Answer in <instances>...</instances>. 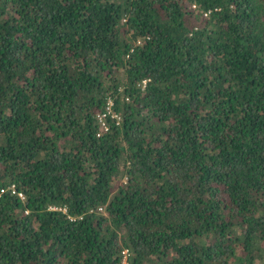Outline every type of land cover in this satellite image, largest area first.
Listing matches in <instances>:
<instances>
[{
    "label": "trees",
    "instance_id": "trees-1",
    "mask_svg": "<svg viewBox=\"0 0 264 264\" xmlns=\"http://www.w3.org/2000/svg\"><path fill=\"white\" fill-rule=\"evenodd\" d=\"M2 189L0 264H264V0H0Z\"/></svg>",
    "mask_w": 264,
    "mask_h": 264
},
{
    "label": "built area",
    "instance_id": "built-area-1",
    "mask_svg": "<svg viewBox=\"0 0 264 264\" xmlns=\"http://www.w3.org/2000/svg\"><path fill=\"white\" fill-rule=\"evenodd\" d=\"M193 7H194V6H193ZM107 112L110 113V108H109V107H107ZM113 116H114V117H117L116 115H113ZM97 117H98V120H99V122H100L102 128H103V129H106V124H105V119H104V118H105V114H104V113H102V114H98ZM2 192H3V189L0 190V193H2ZM122 253H125V254H126V251H123ZM125 258H126V256L124 255V258H123L122 264H127Z\"/></svg>",
    "mask_w": 264,
    "mask_h": 264
}]
</instances>
